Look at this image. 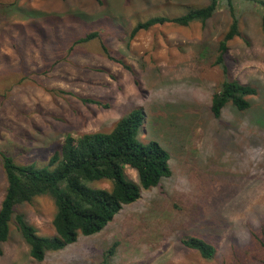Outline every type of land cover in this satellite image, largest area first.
<instances>
[{
  "label": "rangeland",
  "instance_id": "374dc122",
  "mask_svg": "<svg viewBox=\"0 0 264 264\" xmlns=\"http://www.w3.org/2000/svg\"><path fill=\"white\" fill-rule=\"evenodd\" d=\"M209 1L0 0V152L45 166L68 133L110 131L142 108L140 137L168 150L172 169L100 232L80 234L42 261L13 223L0 264H99L115 241L110 264H264V7L235 0L240 35L229 44L227 77L257 93L248 109L228 103L218 117L212 97L225 75L215 57L232 22L224 0L205 23L170 22L131 36L139 21ZM93 31L99 35L75 44ZM126 174L138 181L135 169ZM6 187L0 158V204ZM17 210L39 234H55L51 196ZM192 235L216 247L212 259L182 243Z\"/></svg>",
  "mask_w": 264,
  "mask_h": 264
},
{
  "label": "trees",
  "instance_id": "16d2710c",
  "mask_svg": "<svg viewBox=\"0 0 264 264\" xmlns=\"http://www.w3.org/2000/svg\"><path fill=\"white\" fill-rule=\"evenodd\" d=\"M220 0H210L201 7H192L178 16L157 15L139 21L132 29L131 36L156 25L175 23L190 25L205 23L218 10ZM231 14L232 22L220 40L215 64L225 79L212 97V112L220 116L223 108L232 103L240 110L251 106L250 97L257 93L256 87L228 78L226 54L230 42L240 35L239 15L235 0H224ZM264 7V0H256ZM102 3V0H97ZM99 33L93 31L80 37L76 43L87 42ZM109 58L131 69L122 59L109 54ZM85 102L102 105L95 98H83ZM108 106V105H106ZM145 113L134 108L120 118L110 131H95L75 136L68 133L61 149L55 152L45 166L18 163L12 155L0 152L7 187L0 204V254L2 243L9 238L14 223L30 246V255L42 261L50 251H58L77 241L80 234L93 235L100 232L126 204L137 201L144 189L158 186L163 177L172 174L170 153L157 140L143 141L140 130ZM136 170L138 181L131 180L126 168ZM107 183L108 186L102 185ZM49 195L56 207L52 225L53 236H43L18 212L19 205L31 203L35 198ZM182 243L199 252L205 259H212L216 247L199 236H185ZM119 242L115 241L103 253L99 264H110ZM264 244V241H263Z\"/></svg>",
  "mask_w": 264,
  "mask_h": 264
}]
</instances>
